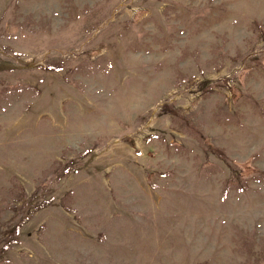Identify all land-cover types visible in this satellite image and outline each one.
<instances>
[{
  "label": "rangeland",
  "instance_id": "1",
  "mask_svg": "<svg viewBox=\"0 0 264 264\" xmlns=\"http://www.w3.org/2000/svg\"><path fill=\"white\" fill-rule=\"evenodd\" d=\"M0 264H264V0H0Z\"/></svg>",
  "mask_w": 264,
  "mask_h": 264
},
{
  "label": "bare ground",
  "instance_id": "2",
  "mask_svg": "<svg viewBox=\"0 0 264 264\" xmlns=\"http://www.w3.org/2000/svg\"><path fill=\"white\" fill-rule=\"evenodd\" d=\"M135 63V65L137 64V60L136 59H134V62H133V64ZM130 67H131V63H130ZM137 70V69H136ZM115 96V95H114ZM81 119V118H80ZM12 120V119H11ZM10 126V125H9ZM52 131H54V130H52ZM27 132V131H26ZM29 132V131H28ZM27 134V133H26ZM50 136H51V134H50ZM51 139V138H50ZM39 142V141H38ZM43 142H45V141H43ZM48 142V141H47ZM36 144V143H35ZM32 147V146H31Z\"/></svg>",
  "mask_w": 264,
  "mask_h": 264
}]
</instances>
